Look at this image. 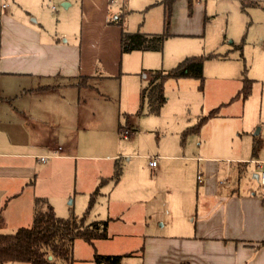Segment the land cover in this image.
<instances>
[{"label":"crops","instance_id":"crops-1","mask_svg":"<svg viewBox=\"0 0 264 264\" xmlns=\"http://www.w3.org/2000/svg\"><path fill=\"white\" fill-rule=\"evenodd\" d=\"M57 1L64 10L56 14L55 29L39 11L45 5L54 10L51 0L2 3L1 225L28 226L24 224L32 222L38 197L46 198L58 216H80L96 190L86 220L108 219L107 238L95 239L93 244L75 239L72 264H104L93 260L95 252L122 255L123 264H264V188L257 164V160L264 161V0H229L230 6L222 8L223 30L209 34L206 23L217 15L215 0H176L169 39H178L177 47L172 49L165 42L162 51L129 52L121 51L124 31L163 30V0ZM74 2L78 15L67 10ZM111 6L116 12L110 19ZM178 6L182 7L180 15ZM231 18L241 20L243 31L229 32ZM207 52L219 55L204 61L202 90L196 79L202 92L199 101L194 95L198 111L192 117L181 118L176 113L162 117L166 97L158 114L148 113L141 91L148 85L151 71L168 70L186 56ZM80 76H88L90 81L119 79L124 104L122 114L119 110L117 114L118 134L128 128L131 142L138 143L144 125L151 122L149 131L168 134V140L157 142L156 153L150 157L125 151L126 163L117 152H77L91 147V141L80 138L90 131L91 118L97 115L94 95L98 92L90 82L77 86ZM245 78L250 93L236 96ZM41 79L48 80L39 83ZM184 79L187 77L165 79L164 92H179ZM53 84L59 85L40 89ZM89 88H95V93L88 92ZM101 95L108 101V93ZM184 99L177 98V111ZM214 100L218 105L211 107L207 101ZM215 107V116L207 118L197 131L183 135ZM139 109L159 118L129 120L127 115ZM122 115L124 122L120 121ZM110 118L112 115L105 116L107 121ZM152 159L156 160L154 166L149 164ZM116 165L122 170L113 181ZM186 181H190L186 185L191 194L176 196L174 208L170 199L179 191L175 186L182 191ZM69 198L72 210L68 208L66 213L63 205ZM160 200L170 203L172 212L167 218L161 214ZM131 255L133 260L125 258Z\"/></svg>","mask_w":264,"mask_h":264},{"label":"trees","instance_id":"trees-1","mask_svg":"<svg viewBox=\"0 0 264 264\" xmlns=\"http://www.w3.org/2000/svg\"><path fill=\"white\" fill-rule=\"evenodd\" d=\"M163 1L165 4L163 30L157 33L124 31L120 39L122 52L136 49L162 51L164 41L171 35L169 31L170 15L172 5L176 0ZM218 55L216 52L190 55L184 57L168 70L151 71L149 83L141 91L142 101L147 102V112L158 114L161 106L165 103L166 95L163 84L167 78H195L199 81L198 88L202 90L205 80L204 61ZM89 79L88 76H80L75 83L79 87L87 86ZM57 85L59 84L45 85L41 86L40 89ZM249 93L250 83L245 78L236 96L246 97ZM217 111L218 107H215L208 114L201 116L194 126L184 130L183 135L197 131L204 121L215 116ZM138 112H142V110L139 109ZM121 170L120 165L115 166L113 181L120 177ZM94 193L96 190L91 194V200L85 212L80 216L76 214L67 217L58 216L46 198H36L32 222L28 226L19 227L13 233H0V264L12 261L27 262L28 264H72V248L75 239L81 238L93 244L95 239L107 238L108 219L86 220V215L92 206ZM49 256L51 257L49 258ZM121 257L122 255H104L95 252L93 260L96 263L122 264Z\"/></svg>","mask_w":264,"mask_h":264},{"label":"rangeland","instance_id":"rangeland-1","mask_svg":"<svg viewBox=\"0 0 264 264\" xmlns=\"http://www.w3.org/2000/svg\"><path fill=\"white\" fill-rule=\"evenodd\" d=\"M110 1H114V0H110ZM233 1V0H231ZM215 6L214 9L216 8V12L217 15L215 16V19L212 23H206V31L207 34H209L212 30H215L216 32H219L222 29L223 25H224V13L222 11V8L224 4L230 6L231 2L229 0H215ZM2 3H4L3 6H6L8 4V6L11 5V0H0V11L1 10H5L3 9ZM51 3L54 4L55 9L51 10L50 8H48V6H43V8H41L39 11L40 13L44 16L47 17L48 19V26L51 29H55V26L57 25V17L56 14L60 11V10H64L63 4L62 2H58L57 0H51ZM51 3L49 5H51ZM78 4V3H77ZM75 2L72 4L71 7H69L67 10L68 12H71L72 15L73 13L76 12V15L79 14V8ZM194 4V1H193ZM188 8H191L190 2H188ZM7 9V8H6ZM177 13L180 15L182 14V7H177L176 8ZM116 9L114 6H111V8H109V13L111 14V17L115 16ZM198 24H200V19H199V13L196 14L195 16ZM206 21V20H205ZM231 23H232V29L229 30L230 33H239L240 31H243L241 28V20H239L238 18L233 19L231 18ZM201 24L202 26L205 25V22L203 21V19L201 20ZM171 36V35H170ZM208 38V36H207ZM169 37L164 41V43L166 42V44H172L171 48L175 49L177 46V41L178 39H169ZM165 45V44H164ZM165 48V46H164ZM170 68V65L168 66ZM168 67L164 68L167 69ZM209 71V70H207ZM204 76H205V72H204ZM15 80V79H10ZM18 81H20L21 79L18 78ZM16 80V81H17ZM48 79H41L39 81V83H44L46 82ZM185 83L183 82V84L180 86V90L179 92H183L184 93H180L179 92H169V93H165L166 97H167V105L165 106L164 109H162L161 111V116L164 117L166 114L168 113H176V115L180 116L181 118L184 117H192L193 114L198 111L197 109H199L198 105H195V97L194 95H196V100L198 99V101L200 100V94L202 92H200L197 88L196 85V79L192 78V77H187V79H184ZM89 82L91 83L92 87H95L96 90H98L97 93H95V88L91 89L89 88L88 92H94L95 93V97L97 99V101L95 102V104L97 103V115L94 118L92 116L91 118V122L90 125H88V127L90 126V131H88L85 135L83 133V136H81L80 140L81 141H91V147L87 148V150H79L77 152L79 153H93V154H98V155H109V154H114V153H120L123 157V163H126V159H127V155L123 154L125 151H131L133 152H137L139 154V156H148L151 154L156 153V147H157V142L160 141V143L162 144L165 140H168V134H163V133H157L156 131H149L152 123H147L146 125H144V131L140 132L141 133V137L140 139H138V143L135 142V140L133 142H131V140L133 138L132 137V133L129 136H121L120 133H117V114H118V110L119 112L122 114L123 112V100L120 97L121 95L120 93V87H118L120 81L119 79H117V81L115 80H111V79H106L105 81H100L97 79H92L91 81L89 80ZM191 82L192 85H191ZM195 84V86H193ZM104 89H107L108 91L105 92ZM176 90V89H175ZM215 91V89H214ZM108 93L109 99L108 101H105L101 95V93ZM170 95L167 96V95ZM169 97V98H168ZM184 98L182 104H180V110L177 111V107H179V100H177V98ZM107 102V103H106ZM207 102H211L210 106H216L218 105L215 100L213 101H207ZM210 108V107H209ZM170 110V112H167L166 110ZM145 110V109H144ZM144 110H142V112H138V110L136 112H134L133 114H128V118L130 119H135V120H142L143 118H159L157 117H150L149 115H146L144 112ZM181 114V115H180ZM106 115H112V118H110L108 121L105 120V116ZM131 117V118H130ZM126 119V117L124 115L121 116L120 121L124 122ZM85 126V125H84ZM141 129V128H140ZM256 130V128H255ZM254 130V131H255ZM134 132V131H133ZM167 138V139H165ZM95 145V147L93 146ZM100 162V161H97ZM104 163H109L110 161H102ZM186 178L189 177L187 174H183ZM190 181H186L184 184V189L182 191L180 186H175V188H177L179 191H177L175 194H173V196L171 197V205H173L174 208L177 207L176 204V199L178 196L180 195H186V194H191L189 193V189L188 186L186 184H189ZM186 185V186H185ZM180 192V193H179ZM180 194V195H179ZM177 196V197H176ZM71 200V198L67 199L66 204L63 205L65 212H68V205H71L69 203V201ZM161 201V200H160ZM163 201V207L161 210V214L163 216H165L167 218V215H170L172 212L171 206L169 202H166L165 200ZM161 201V202H162ZM69 203V204H68ZM53 207V206H52ZM71 207V206H70ZM57 209V208H56ZM70 209V208H69ZM54 211H56L53 208ZM72 210V209H70ZM76 210V209H74ZM74 214V213H72ZM63 217H67V216H63ZM30 224V221L28 222ZM155 223H156V219H155ZM29 224H24V225H29ZM165 228V227H164ZM17 229V226L15 227H11L9 225H1L0 223V233H13L15 230ZM127 260H133L134 258L131 256H127L125 257ZM22 264H28L27 262H22ZM123 264V261H122Z\"/></svg>","mask_w":264,"mask_h":264},{"label":"built area","instance_id":"built-area-1","mask_svg":"<svg viewBox=\"0 0 264 264\" xmlns=\"http://www.w3.org/2000/svg\"><path fill=\"white\" fill-rule=\"evenodd\" d=\"M51 7L54 8V5H52ZM119 133L121 136H128L130 134V130L128 128H122ZM149 164L152 166L156 165V160L155 159L150 160ZM257 164L260 167V171L258 174L259 183H260V186L262 188H264V161L263 160H260V161L257 160ZM197 180L198 181L201 180V173L200 172L197 173Z\"/></svg>","mask_w":264,"mask_h":264},{"label":"water","instance_id":"water-1","mask_svg":"<svg viewBox=\"0 0 264 264\" xmlns=\"http://www.w3.org/2000/svg\"><path fill=\"white\" fill-rule=\"evenodd\" d=\"M51 256H49V258H50Z\"/></svg>","mask_w":264,"mask_h":264}]
</instances>
